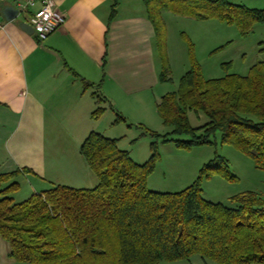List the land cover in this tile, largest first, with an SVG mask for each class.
Returning a JSON list of instances; mask_svg holds the SVG:
<instances>
[{"label": "trees", "instance_id": "1", "mask_svg": "<svg viewBox=\"0 0 264 264\" xmlns=\"http://www.w3.org/2000/svg\"><path fill=\"white\" fill-rule=\"evenodd\" d=\"M144 2L156 32L161 83L172 81L163 12L219 20L237 26L243 36L254 24H264V10L228 0ZM187 41L190 69L178 89L157 105L163 124L173 130L165 135L146 131L156 138L146 163H136L130 152L119 148V140L92 132L81 145V155L97 175V187L57 185L20 203L11 197L18 190L17 182L0 191V235L10 244L12 259L20 264H160L199 255L218 264H264V196L243 192L230 199L231 205L204 197L203 181L215 174L237 181L227 159L217 156L210 161L183 191L164 193L148 187L160 158L159 142L192 149L215 145L220 135V144L235 147L264 171V63L246 76L206 79L194 46ZM105 111L98 108L93 118ZM192 112L208 122L193 127ZM28 172L24 168L0 175V187Z\"/></svg>", "mask_w": 264, "mask_h": 264}, {"label": "crops", "instance_id": "2", "mask_svg": "<svg viewBox=\"0 0 264 264\" xmlns=\"http://www.w3.org/2000/svg\"><path fill=\"white\" fill-rule=\"evenodd\" d=\"M19 1L25 0L7 1L0 11V175L30 169L21 176L41 179L32 181L33 195L57 185L68 186L55 184L58 180L52 179H57L58 170L64 168L81 178L84 186L80 188L93 189L99 179L81 155L82 143L95 132L88 134V125L92 120H101H95L93 113L103 106L105 115L112 112L117 116L112 125L133 122L136 115L148 123L145 119L157 112L162 97L169 93L164 87L168 83L160 82L162 61L145 2L119 0L113 16L115 0H54L66 23L41 41L35 31L32 34L22 28L23 23L29 24L27 14H18L13 20L6 18L5 9L17 11ZM228 1L264 10V0ZM162 18L170 78L175 82L176 70L183 77L190 69L189 49L181 34L188 33L192 40L194 37L184 27L197 28L200 22L215 25L216 20L199 21L168 11L162 13ZM175 25L182 28L179 34L173 33ZM211 33L210 45L217 41ZM232 42L223 45L228 48ZM259 62L264 63V47L248 71ZM99 96L105 100L99 101ZM72 145L79 146V153ZM73 159L80 170L73 169ZM14 182L16 179L2 183L0 191ZM14 193L11 197L17 202ZM10 253V244L0 235V264H20Z\"/></svg>", "mask_w": 264, "mask_h": 264}, {"label": "rangeland", "instance_id": "3", "mask_svg": "<svg viewBox=\"0 0 264 264\" xmlns=\"http://www.w3.org/2000/svg\"><path fill=\"white\" fill-rule=\"evenodd\" d=\"M213 23H215V25L211 22L206 24L200 22L198 24L200 26H197V28L189 25L184 27L187 32H191L194 40L188 37L190 36L188 33H185V35L181 34V39L186 42V49L187 47L189 49V43L187 40H190L193 44L195 56L202 67L204 77L206 79H217L229 73H237L239 75L243 73L248 75L250 72L248 70L251 68L248 67L249 64H252V62L256 60L258 53H260L264 47V24H254L251 32L247 36H243L239 28L235 25H227L219 20H216ZM173 28L174 34H179L182 30V28L178 29V25H175ZM222 29H225V31ZM210 31H212L211 35L217 36V41L213 42L211 45L208 35ZM177 39L180 38L177 37ZM229 40H233V42L231 44L229 43L230 45L228 48H225V45L223 44L229 42ZM188 60L190 61V57ZM181 74L182 72L180 70H176L174 73L175 82H168V84L164 86L168 92H173L178 89L182 77ZM136 116L137 117L133 116V122L128 121L127 123H122L120 125H112L117 116L112 112H108L106 115L103 114L100 117L101 120H99L100 118L95 119L99 120L98 123L92 120L87 127V132L88 134L91 131L100 132L105 137L120 139L119 148L130 152L136 163L144 164L151 158L153 153L152 143L156 141V138L149 133H146V131L150 130L165 135L171 133L173 129L171 127L163 126L161 122L162 120L155 111L153 112L154 117L151 116L149 119H145L148 123L138 119L139 117H142L141 115ZM189 118L191 125L195 128L203 126L208 122V118L202 114L201 119H198L194 112L189 114ZM153 121H156L158 124H155ZM160 124L162 125L161 128ZM128 125H131V127H128ZM157 128L159 129L157 130ZM62 132L67 136L64 130ZM219 139L220 135H217V144L199 146L192 149H181L174 143L162 144L159 142L158 152L160 158L156 164L154 172L148 178L149 189L164 193L183 191L198 179L201 169L206 164L217 156H221L228 160L230 170L237 176V181L229 182L219 174H215L211 179L203 181L204 197L208 201L231 205L230 199L233 196L248 191L257 192L264 196V171L257 169L253 160L242 154L235 147L220 144ZM72 146H74L76 153H79V146ZM72 162L74 163L73 169L80 170L81 166L76 159H73ZM56 177L57 179L52 178L53 180H58L55 181V184L65 183L74 188L84 186L80 183V177H77L70 171H66L64 168L58 170ZM40 180V178H35L31 175L27 177L18 176L16 182L18 181L19 187L14 193L16 201L23 202L32 196V181ZM160 264L218 263L213 260L204 259L199 255H195L189 261H164Z\"/></svg>", "mask_w": 264, "mask_h": 264}, {"label": "built area", "instance_id": "4", "mask_svg": "<svg viewBox=\"0 0 264 264\" xmlns=\"http://www.w3.org/2000/svg\"><path fill=\"white\" fill-rule=\"evenodd\" d=\"M10 0H0L1 5ZM18 14H27L29 24L34 28L41 41L47 40L53 33L66 23V17L61 14L54 0H25L17 3ZM3 28L0 23V30Z\"/></svg>", "mask_w": 264, "mask_h": 264}, {"label": "water", "instance_id": "5", "mask_svg": "<svg viewBox=\"0 0 264 264\" xmlns=\"http://www.w3.org/2000/svg\"><path fill=\"white\" fill-rule=\"evenodd\" d=\"M4 14L8 20H13L17 17L18 12L14 8L9 7L5 9ZM21 26L25 31L34 33V28L30 24L23 23Z\"/></svg>", "mask_w": 264, "mask_h": 264}]
</instances>
